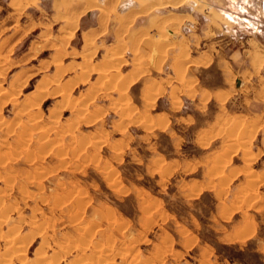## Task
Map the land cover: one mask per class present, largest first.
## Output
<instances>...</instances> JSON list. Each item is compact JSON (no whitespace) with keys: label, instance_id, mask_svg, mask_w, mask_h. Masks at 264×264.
Segmentation results:
<instances>
[{"label":"rangeland","instance_id":"1","mask_svg":"<svg viewBox=\"0 0 264 264\" xmlns=\"http://www.w3.org/2000/svg\"><path fill=\"white\" fill-rule=\"evenodd\" d=\"M8 1L0 264H264L262 0Z\"/></svg>","mask_w":264,"mask_h":264},{"label":"crops","instance_id":"2","mask_svg":"<svg viewBox=\"0 0 264 264\" xmlns=\"http://www.w3.org/2000/svg\"><path fill=\"white\" fill-rule=\"evenodd\" d=\"M10 1H12V0H9L8 1V5H10ZM48 1H51V0H48ZM79 1V2H78ZM77 2L76 1H74V0H64V2H67L65 5H63V9L62 10H65V12H66V14H67V16H68V13L71 15V13H73L74 11H76V10H78V9H83V7H86V2L90 5H88V7L80 14V16H79V18L80 19H82L81 20V22H80V25H79V27H76V29L73 31L74 33L78 30V29H83L82 30V32H87V31H92V30H95L94 28H96L97 26H100L101 24L98 22L99 21V19H100V17H101V15L99 14L100 13V11H103L102 10V6L104 7V5H102V4H99V3H96V0L94 1L95 3H91V2H89V1H87V0H78ZM103 1V0H102ZM101 1V2H102ZM119 1L120 0H115L114 1V3L112 4L113 6V8H115V7H117L118 6V3H119ZM60 1H57V3H59ZM54 4V3H53ZM72 4H75V6L74 5H72ZM102 5V6H101ZM114 5H115V7H114ZM167 5H169V6H172L171 4H167ZM131 6H133V4L132 5H130L129 7H128V9H130L131 8ZM27 7H29L28 5H27ZM26 7V8H27ZM151 8L149 9L150 11H152V10H154L156 7H159L158 5H152V6H150ZM12 8V7H11ZM70 9H72V10H70ZM69 11V12H68ZM143 13H135L134 15H135V17H139V16H141ZM137 15V16H136ZM98 22V24H96V23ZM16 24V22H13V23H11V24H9V26H8V28H10V27H12L13 25H15ZM132 22H130L129 23V25L130 26H132ZM76 25H77V22H76ZM113 26V33L116 35H119V33L121 32V31H119L120 29H122V24L120 23V22H118V23H116V24H113L112 25ZM116 26V27H115ZM209 27V30H210V26H208ZM102 28V30H101V32H100V34H99V36L100 35H102V34H104L106 31L105 30H103V28H105V27H101ZM115 31H117V32H115ZM74 33L72 34V36L74 35ZM12 34H13V32H12ZM84 35V34H83ZM98 37V36H97ZM94 38V37H93ZM119 38H121V37H119ZM86 39V38H85ZM85 39H83V36H82V38H81V43L79 44V47L81 48V50H83V46H85L86 44V42H85ZM117 39V38H116ZM18 40V39H17ZM16 40V41H17ZM125 40V39H124ZM200 40V39H199ZM117 41L118 42H121V39L119 40V39H117ZM194 44V43H193ZM203 52H204V50L203 51H201V52H199L200 54L199 55H197V56H194V59H200V58H202V57H204V54H203ZM212 55V54H211ZM117 58H118V56H116ZM120 57V56H119ZM192 63V62H191ZM237 80H239V82L237 83ZM235 89H236V91H239L240 93H242V94H245V95H247L248 93H246V92H249L251 89H253V87L252 86H250V85H248V84H246V82L243 80V78L242 77H239V78H236L235 79ZM253 92V91H252ZM209 93H210V96H211V98H212V96H214L215 94H216V91H209ZM230 98H231V96L229 95V97L227 98V100L229 99L230 100ZM226 100V101H227ZM256 100V98H255V96H252L251 97V100H250V102H249V111L252 113V114H254V115H262V126H261V128H260V132L258 133V135L260 136V145H258V147H257V149H258V151L261 153V154H264V102L263 101H261V103H258V102H254ZM262 100V99H261ZM262 104V105H261ZM261 106V107H260ZM256 152H257V150H256Z\"/></svg>","mask_w":264,"mask_h":264},{"label":"bare ground","instance_id":"3","mask_svg":"<svg viewBox=\"0 0 264 264\" xmlns=\"http://www.w3.org/2000/svg\"><path fill=\"white\" fill-rule=\"evenodd\" d=\"M87 1H89V2H91V3H95V2H94L95 0H87ZM180 1L182 2V1H184V0H180ZM181 2H180V3H181ZM17 3L19 4L18 1L16 2V0H12V1H10V5H12V6H16ZM178 3H179V2H178ZM178 3H176V4H178ZM174 5H175V4H174ZM17 6H18V5H17ZM114 7H115V5H114ZM70 10H72V9H70ZM64 11H65V10H64ZM112 11H113V10H112ZM68 12H69V11H68ZM68 14H69V13H68ZM136 16H137V15H136ZM68 19H69V18H68ZM75 25H76V23H75ZM75 29H76V28H75ZM75 29H74V30H75ZM73 33H74V32H73ZM73 33H72V34H73ZM119 36H120V35H119ZM92 39H93V38H92ZM92 41H93V40H92ZM87 50H88L87 45L83 46V50H82V51L85 52V51H87ZM85 55H87V54H85ZM113 59H115V58H113ZM254 60H255V59H254ZM60 65H61V64H60ZM123 75H124V74H123ZM113 76L119 78V77H122V73L120 72V70H117V71L114 72V75H113ZM45 79H46V78H45ZM107 80H108V79H107ZM44 85H45V84H44ZM40 87H41V86H39V89H41ZM42 87H46V86H42ZM123 87H124V86H123ZM43 91H44L43 89L38 90V91L36 92V94L33 95V96L41 95V94L43 93ZM51 91H53V90H51ZM53 93H54V92H53ZM53 93H52V94H53ZM55 93H56V92H55ZM43 94L45 95V93H43ZM50 94H51V93H50ZM42 97H43V96H42ZM62 97H63V96H62ZM39 98H40V97H39ZM37 105H38V104H37ZM33 106H34V105H33ZM33 106H32V107H33ZM34 110H35V109H34ZM33 112H34V111H33ZM38 112H39V111H38ZM34 114H35V113H34ZM12 123H13V122H12ZM25 127H26V126H25ZM26 128H27V127H26ZM41 128H42V127H41ZM26 130H27V129H26ZM28 130H29V129H28ZM26 132H27V131H26ZM70 138H71V137H70ZM71 139L73 140V137H72ZM72 140H70V141L72 142ZM70 141H69V142H70ZM247 166H249V165H247ZM242 167H243V166H242ZM249 167H250V166H249ZM243 168H244V167H243ZM251 168H252V167H251ZM247 169H248V168H247ZM207 170H208V169H207ZM244 170H245V169H244ZM200 171H201V170H200ZM246 171H247V170H246ZM201 172H202V171H201ZM203 172H204V171H203ZM50 223H51V222H50ZM100 242H101V240L98 241L97 243L100 244ZM97 243H96V244H97ZM104 243H105V242H104ZM98 244H97V245H98ZM100 245H101V244H100ZM100 245H98V246H100ZM106 245H108V244H106ZM103 246H104V244H103ZM107 247H108V246H107ZM120 249H122V248H120ZM122 250H123V249H122ZM103 251H104V250H103ZM104 252H105V251H104ZM95 254H96V253H95ZM19 259H20V258H19ZM37 259H38V258H37ZM35 260H36V259H35ZM39 260H40V259H39ZM41 260H42V259H41ZM42 261H43V260H42ZM81 261H82V260H81ZM40 262H41V261H39V263H40ZM36 263H37V261H36Z\"/></svg>","mask_w":264,"mask_h":264},{"label":"water","instance_id":"4","mask_svg":"<svg viewBox=\"0 0 264 264\" xmlns=\"http://www.w3.org/2000/svg\"><path fill=\"white\" fill-rule=\"evenodd\" d=\"M262 10H263V13H264V0H262ZM239 82V80H237V83Z\"/></svg>","mask_w":264,"mask_h":264}]
</instances>
